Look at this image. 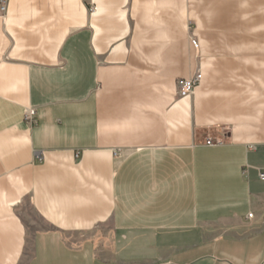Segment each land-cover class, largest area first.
Listing matches in <instances>:
<instances>
[{"label":"crops","instance_id":"1","mask_svg":"<svg viewBox=\"0 0 264 264\" xmlns=\"http://www.w3.org/2000/svg\"><path fill=\"white\" fill-rule=\"evenodd\" d=\"M6 3L0 264H264V0Z\"/></svg>","mask_w":264,"mask_h":264},{"label":"built area","instance_id":"2","mask_svg":"<svg viewBox=\"0 0 264 264\" xmlns=\"http://www.w3.org/2000/svg\"><path fill=\"white\" fill-rule=\"evenodd\" d=\"M7 0H0V12L4 14L6 12V5ZM201 79V73L199 70L195 71L194 74L188 78V79H179L177 80V90L178 94L180 96H188L193 92L194 87L200 82ZM24 119L30 123H32L35 120L36 111L34 108H27L24 112ZM223 140L221 138L216 137H207L205 143L207 145H213V144H220ZM254 145H250L249 149H254ZM258 177L260 179H264V169H261L258 171ZM253 216V213H248L247 217L251 218Z\"/></svg>","mask_w":264,"mask_h":264},{"label":"rangeland","instance_id":"3","mask_svg":"<svg viewBox=\"0 0 264 264\" xmlns=\"http://www.w3.org/2000/svg\"><path fill=\"white\" fill-rule=\"evenodd\" d=\"M23 208H24V212H25L24 217L29 218V220L31 221L32 218H34V215L32 214V210L30 209L27 201H26Z\"/></svg>","mask_w":264,"mask_h":264},{"label":"water","instance_id":"4","mask_svg":"<svg viewBox=\"0 0 264 264\" xmlns=\"http://www.w3.org/2000/svg\"><path fill=\"white\" fill-rule=\"evenodd\" d=\"M168 264H171V263H168ZM173 264V263H172Z\"/></svg>","mask_w":264,"mask_h":264}]
</instances>
